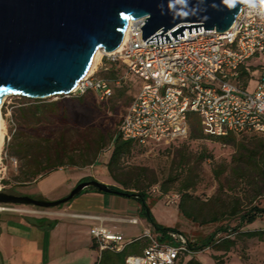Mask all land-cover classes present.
<instances>
[{"label":"built area","instance_id":"obj_1","mask_svg":"<svg viewBox=\"0 0 264 264\" xmlns=\"http://www.w3.org/2000/svg\"><path fill=\"white\" fill-rule=\"evenodd\" d=\"M262 13L264 4L253 1L241 8L223 33L203 28L187 33L185 29L178 41L168 33L171 41L159 44H146L148 38H141L143 18L128 23L126 40L120 50L111 53V61L139 80L138 91L118 125L122 137L133 141V152L142 154L154 146L187 139L189 112L199 116L208 136L264 138V65L249 68L251 61L257 65L264 59ZM243 70L249 73L246 81ZM255 70H259L257 77ZM252 80L257 84L250 90ZM87 92L107 100L113 88L108 79L92 71L77 82L71 94ZM129 221L135 223L136 219ZM91 235L99 250L123 248L122 236L101 225L94 226ZM144 236L148 243L142 252L127 256L123 264H176L180 257L193 253L191 241L179 231L167 233L170 244L160 243L149 230Z\"/></svg>","mask_w":264,"mask_h":264},{"label":"trees","instance_id":"obj_2","mask_svg":"<svg viewBox=\"0 0 264 264\" xmlns=\"http://www.w3.org/2000/svg\"><path fill=\"white\" fill-rule=\"evenodd\" d=\"M108 69V79L116 80L115 74L120 67L118 62L111 61ZM255 63V62H254ZM249 64V68L264 65ZM244 81L249 77V73L244 70L241 73ZM245 83V82H244ZM89 93V92H87ZM85 93V94H87ZM113 95V94H112ZM63 95H59L62 97ZM84 96V94L78 97ZM13 117L18 125L19 130L11 133V141L7 143L6 150L10 156H14L18 161L17 174L15 180L19 183L37 182L49 173L65 167H84L94 165L100 150L106 145H111V153L108 161L105 164L109 176L117 183L123 186L124 189L110 185L114 190H119L127 193L125 196L136 198L140 205V210L143 217L156 230L164 233L159 239L165 238V233L176 231V228L166 227L156 222L150 212V207L147 203L148 195L142 189V181H144L147 173V168L124 166V160L134 158L137 152H133V141L125 139L119 133L104 132L96 126L90 125L84 128H77L72 124L66 123L68 120L62 102L45 99H32L22 97V105L16 108L13 112ZM189 122L188 138L177 143H186L192 139L207 138L220 145H232L234 153L230 160V174L232 180L242 181L248 188L242 194L233 196L227 194L224 189L225 185L221 179V175L226 170V166L220 164V172L215 171V177L219 186L213 196L206 201L198 202L190 190L195 188L198 183L199 174L194 164L197 159V164L205 159V152L197 155L195 160H192L190 152L185 148L176 149V155L171 162V171L168 178L162 182H158L156 176L150 180L151 185L158 183L160 191L167 193L171 187L177 185L179 192V202L177 205L178 212L186 219L199 224L219 223L226 217L238 216V225L235 228L219 226L215 229L200 246L191 243L192 251L202 250L205 247H212L216 251H229L234 246V239L229 235L237 233V230L244 224H252L258 217L264 216V208L260 207L255 201L264 194V138L256 135L234 136L227 134L225 136L212 137L203 133L200 123V118L195 112H189L187 115ZM57 122L53 132L50 134L42 133L38 130L41 126L51 125ZM30 130L32 132H26ZM175 143V144H177ZM173 144V145H175ZM93 180L92 177L86 176L77 182ZM238 183V182H237ZM94 192H101L95 187ZM87 188L81 190L85 192ZM128 189H134L130 191ZM18 195L17 193H15ZM63 205L59 204L57 207ZM31 224L38 223L43 226L44 221L35 218H26ZM57 221H49L47 226L49 229L56 225ZM218 232H223L224 236L216 238ZM249 238H257L264 243V229L250 230L243 232ZM147 245L145 238L135 239L125 245L119 251L102 249L96 264H123L125 258L129 255H135ZM93 249L96 244L93 242ZM264 254V249H263ZM177 260L176 264L179 263ZM215 264H224L220 256L214 255ZM186 264H202L195 258H190Z\"/></svg>","mask_w":264,"mask_h":264},{"label":"rangeland","instance_id":"obj_3","mask_svg":"<svg viewBox=\"0 0 264 264\" xmlns=\"http://www.w3.org/2000/svg\"><path fill=\"white\" fill-rule=\"evenodd\" d=\"M102 50V49H101ZM112 58L111 53L101 52L98 59L95 62L93 71L100 77L108 79V69ZM255 61H251L254 63ZM261 62L264 63V59L261 58ZM115 74L116 80L108 79L113 88V95L107 100H100L93 92L84 94V96L78 97L77 94L63 95L62 97L55 96L50 97L51 100L59 99L67 114L68 120L66 123L72 124L77 128H84L86 126H96L104 132H114L118 130V125L121 117L126 112L131 99L138 91L139 80L137 77L126 72L125 67L121 64ZM254 68V67H252ZM254 76L259 75V70L254 71ZM257 84V80H252L250 90H252ZM21 95L10 94L3 97V101L0 104V115L2 118L1 126V142H0V191L18 195L30 196L34 199L42 200H57L63 198L74 188L77 180L83 176H91L95 180L101 182L109 178V185L116 186L124 189L122 185L113 180L105 167L106 162L109 159L111 153V145L106 144L98 153L96 163L94 165L84 167H65L49 173L37 182L31 183H19L15 180L17 174L18 161L14 156H10L6 150L7 143L11 141V133L19 130L18 125L13 117V112L17 107L22 105ZM57 125V122L52 126L45 125L38 128L42 133L50 134L53 132ZM26 132H32L25 130ZM250 136V135H248ZM257 136V135H256ZM184 150L185 148L190 152L192 160H195L197 155L201 152H205V159L197 164V159L194 161L199 174V181L195 188L190 190L191 194L199 201H206L208 198L214 195L219 183L215 177L214 172H220V164L226 166V170L221 175V179L224 182V191L233 196L235 194H242L248 188L242 181H233L230 174V160L234 153V147L232 145L221 146L219 142L202 138L188 140L186 143H177L175 145H164L152 147L148 152H139L134 158H128L124 160V166L130 167H143L147 168V173L144 181H142V189H144L149 197L148 205L152 208L153 205H157L164 215H168V209H174L177 211L176 217L171 215V222L163 221L160 223L166 226H174L181 228L183 233L191 243L196 246H200L205 239L215 230L217 227L235 228L238 225V216L226 217L219 223H205L199 224L192 222L178 212L179 192L177 185L171 187L167 193H162L160 187L157 184L151 185L149 182L153 178V174L156 176L158 182L166 180L171 171V162L176 155V149ZM104 183V182H102ZM91 191L92 188H87ZM134 192V189H128ZM16 195V194H15ZM159 200V203H157ZM82 202L81 195L77 194L75 197L69 199L63 205H78ZM260 207L264 208V195L260 196L256 201ZM90 207H95V204H89ZM0 207H4V210H0V215L5 214H22L27 213L31 216H42L47 211L60 207H38L33 205L0 203ZM24 209H31L26 211ZM138 218L142 216L137 215ZM112 231L115 233L119 230H127L131 233V230L140 228V225H129L128 223H113L108 224ZM116 226V227H115ZM151 228V227H150ZM264 229V216L258 217L252 224H244L237 230V233L229 235L234 239V246L229 251H216L212 247H205L202 250L196 251L181 257L178 264H186L190 258H195L202 264H215L213 259L214 255L220 256L224 264H264V243L257 238H249L244 235L243 232L250 230ZM150 233L153 231L150 229ZM35 235V234H34ZM224 236L223 232H218L216 238ZM147 238V237H146ZM145 238V239H146ZM126 241L127 238L125 237ZM147 243H148V239ZM163 244L172 243L170 238L166 236L164 239L158 240ZM23 247H13V251H2L0 255V264H44L51 260L53 255H62V250L54 248L43 254V258L34 256L32 259H28L23 256ZM92 253L91 249L78 248L73 250V254L64 256L58 261H53L52 264H91L93 258L89 256ZM21 254V255H20ZM38 254L40 252L38 251ZM87 254V255H86ZM23 256V257H22Z\"/></svg>","mask_w":264,"mask_h":264},{"label":"water","instance_id":"obj_4","mask_svg":"<svg viewBox=\"0 0 264 264\" xmlns=\"http://www.w3.org/2000/svg\"><path fill=\"white\" fill-rule=\"evenodd\" d=\"M245 5L230 9L223 0H0V104L10 94L32 99L68 95L97 48L105 53L118 48L129 19L143 18L141 38L159 44L171 41L168 33L178 41L185 29L223 33ZM86 187L127 195L93 179L57 200L0 191V203L55 207Z\"/></svg>","mask_w":264,"mask_h":264},{"label":"crops","instance_id":"obj_5","mask_svg":"<svg viewBox=\"0 0 264 264\" xmlns=\"http://www.w3.org/2000/svg\"><path fill=\"white\" fill-rule=\"evenodd\" d=\"M100 181L107 185L110 184L109 178ZM80 195L82 199L80 204L72 206L62 205L60 208L47 211L42 216H31L27 213L0 215V255L3 250L13 251V247H23L21 253L23 256L28 259L39 256L42 260L43 254L46 253L45 251L50 254L51 249L59 248L62 250V255L52 254L51 256V260L58 261L64 256L73 254V250L81 248L84 250L91 249L92 253L89 254L93 258L91 264H96L101 250H99L96 241L91 235V229L94 226L101 225L108 231L115 233L108 224L128 223L129 225H140V228L131 230V233L127 230H119L115 233L122 236L123 247L135 239L146 238L144 232L150 231V229L153 231L152 235L158 240L164 235L143 217L138 200L132 196L111 193L103 194L87 189ZM157 203H159V200ZM89 204H95V207H90ZM24 210L30 211L31 209ZM168 210V215H164L160 211L158 204L150 208V212L156 222L163 226L166 225L160 223V221L169 223L172 219L171 215L176 217L177 211L174 209ZM137 215L142 217L138 218ZM28 217L44 221L43 226L39 225L40 221L33 224L29 223L26 219ZM130 219H136V222L132 223L129 221ZM52 220H56L57 223L53 228L49 229L47 224ZM172 228L176 227L173 226ZM176 229L179 232L182 230L181 228ZM167 233H165V237ZM125 237L127 238L126 241L124 240ZM93 242L96 244L95 249L91 247ZM38 251L40 254H38ZM141 252L142 249L134 254H140ZM51 260L49 262L46 261L44 264H52L53 261Z\"/></svg>","mask_w":264,"mask_h":264},{"label":"bare ground","instance_id":"obj_6","mask_svg":"<svg viewBox=\"0 0 264 264\" xmlns=\"http://www.w3.org/2000/svg\"><path fill=\"white\" fill-rule=\"evenodd\" d=\"M130 22H131V20L129 19V20H128V23H130ZM127 27H128V26H127ZM127 33H128V30H127V28H126L125 31H124V34H123L122 42L120 43V45L118 46V48L115 50V52L118 51V50H120V48H121L122 45L124 44V42H125V40H126V37H127ZM102 51H103V50H101V48H97V49H96V51H95V53H94V55H93V58H92L91 64H90V66H89V68H88V70L86 71V73H85L84 76L89 75V74L93 71V68H94L95 62H96V60L98 59V57H99V55H100V53H101ZM75 87H76V86H75ZM2 101H3V99H2ZM1 126H2V118H1V115H0V142H1Z\"/></svg>","mask_w":264,"mask_h":264},{"label":"clouds","instance_id":"obj_7","mask_svg":"<svg viewBox=\"0 0 264 264\" xmlns=\"http://www.w3.org/2000/svg\"><path fill=\"white\" fill-rule=\"evenodd\" d=\"M172 2H173V0H170V3H171V4H172ZM250 2H251V0H223V3H224L225 5H227L228 8H230V9L234 8L235 5H236L237 3L248 4V3H250ZM259 2H260L261 4H264V0H259ZM262 14H264V13H262ZM128 15H131V13H128ZM150 15H151L150 13H145V14H143V16H144L145 18H147V19L150 18ZM185 15H187V13H185Z\"/></svg>","mask_w":264,"mask_h":264}]
</instances>
